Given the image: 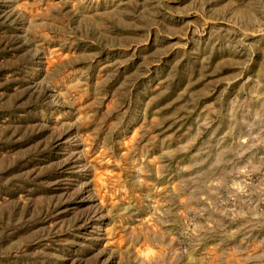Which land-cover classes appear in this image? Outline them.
Returning a JSON list of instances; mask_svg holds the SVG:
<instances>
[{
  "label": "rangeland",
  "instance_id": "374dc122",
  "mask_svg": "<svg viewBox=\"0 0 264 264\" xmlns=\"http://www.w3.org/2000/svg\"><path fill=\"white\" fill-rule=\"evenodd\" d=\"M0 264H264V0H0Z\"/></svg>",
  "mask_w": 264,
  "mask_h": 264
}]
</instances>
